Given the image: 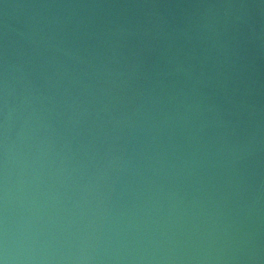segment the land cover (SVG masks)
I'll list each match as a JSON object with an SVG mask.
<instances>
[{
	"label": "clouds",
	"instance_id": "9594fccd",
	"mask_svg": "<svg viewBox=\"0 0 264 264\" xmlns=\"http://www.w3.org/2000/svg\"><path fill=\"white\" fill-rule=\"evenodd\" d=\"M0 264H264V0H0Z\"/></svg>",
	"mask_w": 264,
	"mask_h": 264
}]
</instances>
